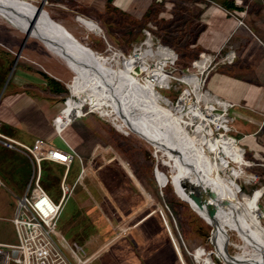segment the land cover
Here are the masks:
<instances>
[{"label": "rangeland", "instance_id": "obj_1", "mask_svg": "<svg viewBox=\"0 0 264 264\" xmlns=\"http://www.w3.org/2000/svg\"><path fill=\"white\" fill-rule=\"evenodd\" d=\"M47 1L48 4H46V0H35L34 3L42 8L45 5L43 18L50 26L64 31L77 44L88 43V39L93 35V31L90 32L84 27V22H88V25L95 27L97 32H100V27L94 22L87 21L78 14L68 12L71 15L69 18L75 21L79 28L88 31V35L84 36L86 41L81 42L59 23L65 18L66 11L60 8L59 4L53 5V0ZM92 1L85 0L88 5L84 14L99 22L103 18L107 22V28L114 32V34H98L103 41H98L99 46H101L100 49L102 48L100 54L109 56L106 38L110 44L122 52L120 42L126 43L127 48L124 52L127 54H124L130 58L133 55L131 52L134 45L138 44L144 37L143 32L149 31L155 43L165 45L171 48L175 54H179L177 56L182 69L190 68L192 62L199 58L200 53L225 55L228 52V49L224 48L226 45L234 48L233 59L235 63L245 50V41L252 36L247 29L249 28L255 35L258 34L257 30L260 31L261 13L262 8H264V0H229L233 1L239 8H236L233 14L242 19L238 26L245 28L244 25H246L247 36L241 35L243 38L238 39L239 35L232 36V34L230 39L228 38L222 43L224 50L221 48L211 52L202 50L195 40L197 37L199 39L204 32V30L201 32L203 24L200 22V14L204 8L214 6L219 0H135L130 9L122 7L123 0H120L117 5L107 6L110 10H103L104 13L101 16H99L100 10L106 4L100 7L91 4ZM185 2L198 3V8L189 10L183 5V3L186 4ZM112 20L117 24L109 23ZM89 50L93 51L91 48ZM8 55L13 57L12 63ZM254 57L252 58V70L247 67L250 72L243 75L247 76V79L252 81L255 86L261 87L260 94L254 96L256 100L253 101V104H239L240 99H237L239 100L238 103L231 102L234 107L230 110V115L234 119L233 132L230 135L238 141L239 147L245 152L246 162L251 165L240 168L239 165L233 163L221 173L226 181L231 182L232 179L227 176L234 174L235 169L240 170V178L237 180V184L240 185L241 194L247 197H250L257 188L264 186V60L254 59ZM19 61L20 64L33 66L36 70L41 69L44 72H49L58 80H64L62 81L64 83H62L63 98L70 96V91L66 86L69 85L72 94L78 95L80 103L85 102L84 97L89 86L67 64L60 58L58 59L40 38L29 35L27 31L19 28L8 17H0V85L2 84V88L7 82L5 78L2 82L5 70L15 66L17 62L19 64ZM49 61H52L54 66L60 61L62 64V66L60 65L61 72H57L60 71L59 68L52 72L49 71L47 68ZM224 65L225 63L219 64L215 70L224 68ZM145 75L139 73L138 77L143 81ZM172 75L176 79L180 77L179 72ZM14 76L15 74L12 79ZM199 77L200 75L196 74L188 78L193 88L196 85H201ZM212 77L213 70L207 75L205 84L203 83L206 89L211 87ZM170 86L171 89L169 90L158 89L157 92H152L155 88L152 86L151 92L164 101L167 97L171 103H175L181 95L183 87L176 81L172 82ZM237 92L240 93L241 91L238 90ZM47 95L51 96L50 93ZM61 101L63 102V100ZM84 109L85 112H88L86 127H88V151L91 152L88 154V176L84 182L87 191L82 187L81 195H84V199H89L88 232H93L88 233L82 242L74 246L78 255L87 258L96 254L91 264H118L117 259L134 261L133 259H141L148 254L151 264H181L175 250L178 247L182 250L180 254L183 253L186 262L184 264H198L197 259L201 258L203 261V256L209 253H214L212 257H214L216 264H224L223 260L215 255L216 242L213 238V226L203 220L190 204L181 199L175 192L171 184L172 168L162 163L163 155H160L162 159L157 157L159 143L133 127H121L122 121L119 118L114 116L103 117L99 113L100 110L92 109L89 103ZM181 114H183L182 111ZM134 131L135 133H133ZM257 145L258 149L256 150ZM207 154L215 156L213 151H207ZM43 166L45 169L41 185L56 203L60 200L62 193L60 180L67 169L59 165ZM77 167L79 168L78 162H75L71 175L75 173ZM127 168L131 170L136 180L146 191L147 196H144L142 189L135 185V181ZM102 171H107L106 173L111 177V182L117 183L116 188L120 191L118 190V194L114 192L116 195L124 197V194L131 191L129 185H132L136 192L131 191V193L137 198L140 197V202L137 204L132 201L127 202L126 198L117 202L111 193V191L113 192L112 188L107 189L100 180L105 182L106 178ZM27 173L30 179L32 165H27ZM97 185L100 186L107 198L104 199ZM8 189L7 185L0 186V241L17 243L15 227L6 219L11 216L13 208L15 211L17 209V203L12 201ZM85 194H88V197ZM75 201L76 197L72 196L67 200L59 222V229L69 243H72L69 237L70 231L73 232L76 227L74 224H70L67 219L75 210ZM260 207L264 211V199L260 202ZM148 215H152L151 218L141 223V220ZM262 224H264V218ZM228 244L230 254L241 252L246 255L251 254L249 250H246L245 242L237 233L231 234V240ZM197 250L198 253H196Z\"/></svg>", "mask_w": 264, "mask_h": 264}, {"label": "bare ground", "instance_id": "obj_2", "mask_svg": "<svg viewBox=\"0 0 264 264\" xmlns=\"http://www.w3.org/2000/svg\"><path fill=\"white\" fill-rule=\"evenodd\" d=\"M34 2L0 0V17H8L29 35L40 38L89 86V94L87 91L84 97L88 102L85 99L82 104L79 99L72 101L76 111H68L66 119L73 121L81 114L80 108L89 103L95 110L99 109L103 117L119 118L121 127H133L151 140H156L159 143L157 157L162 159L160 155H163L162 163L172 168L171 184L175 192L213 226L215 255L224 264H264L261 220L264 211L260 207L264 190L258 189L247 197L241 194L237 184L240 170L235 169L234 174L227 176L232 179L231 182L221 174L230 165V159L240 168L248 165L243 149L226 137L218 141L206 135L203 124L192 131L190 127L196 114L189 116L191 121L186 118L183 113L186 99L176 106L167 97L164 101L154 96L152 92H157V86L169 82V78L161 69H148L147 53L134 51L130 58L125 54H97L89 50L86 43L79 45L64 31L50 26L43 18L45 5L42 8ZM84 27L90 32H97L88 22H84ZM196 65L200 67L202 64L198 62ZM139 66L146 71L143 81L138 75L134 76V70ZM152 86L155 88L151 92ZM193 90L199 98H203L201 85H196ZM72 95L79 98L77 94ZM208 133L211 135L210 130ZM207 151H213L215 156L207 154ZM233 233L241 236L250 255L242 252L230 254L228 243ZM213 254L203 256V261L198 258V264H216Z\"/></svg>", "mask_w": 264, "mask_h": 264}, {"label": "crops", "instance_id": "obj_3", "mask_svg": "<svg viewBox=\"0 0 264 264\" xmlns=\"http://www.w3.org/2000/svg\"><path fill=\"white\" fill-rule=\"evenodd\" d=\"M119 1L120 0H93L91 4H96L100 7H103L106 4L105 7L100 10L99 16H101L102 13H104L103 10H110L109 7H111V5H117ZM134 2L135 0H123L121 6L125 7L126 9H130ZM52 3L53 5L59 4L60 8L66 11L65 18L59 23L62 24L71 34L74 35V37H76L81 42L84 41V36L88 35V31L79 28L76 25V22L69 18L70 14L75 13L82 17L88 18L100 27V32L93 31V37L90 36L88 43L85 42L94 52L100 54V52H102V48L100 49L101 46H99L98 41H103L99 38L100 35L98 36V34H114L113 31H110L107 28V22L103 18H101V21L99 22L95 18L84 14L86 11V6L88 5L85 0H53ZM185 3L186 4L183 3V5L189 10L198 8V3ZM236 8L239 9L233 1L229 0H219L218 3L214 4V6L212 5L207 6V8L204 9L202 8L203 12L200 14V22L203 24L201 32L203 30L204 32H202L199 39L197 37L195 40L196 44L200 46L202 50L215 52L222 48V43H224L228 38L230 39V37L234 36L235 34L239 35L238 39H242L244 35L247 36L246 25H244L246 29L238 26L242 19L235 17L233 14ZM68 12H70V14ZM113 20L109 23L116 25L117 23ZM206 27L208 30H205ZM247 30L252 34V36L245 41L244 44L246 47L245 50H243L242 55L238 57L235 63L233 59L229 64H225L224 68H219L216 70L214 69L211 87L208 88L212 93L223 99H226L227 101L238 103L239 100L237 99H240L239 104H253V101L256 100L254 99V96L260 94L259 90H261V87L255 86L253 82L249 81L247 76L243 74L250 72L247 67L251 68L252 70V58L254 56V59L259 58L264 60V8H262L261 13L260 31L257 30L259 35H255V33L251 32L249 28ZM120 47L124 52L127 48V45L124 42H120ZM8 56L12 63L13 57L11 55ZM58 62L59 63L57 65L54 62V66L52 61H49L47 64L48 70L52 72L59 68L60 71L57 72H61L62 64L60 61ZM19 64L17 62L15 63V66L5 70L2 82L4 81V78L7 79V82L3 88L2 84L0 85L1 132L5 136L27 145H32L36 140H41L63 151H68L70 150L69 147H71L77 153L79 157H76L73 164L71 165L66 181L69 186L76 184L75 192L73 193V197H76V206L73 214L69 216L67 220H69L70 224L72 223L76 227L73 229V232L70 231L69 237L71 242L79 244L88 236V233L91 234L93 232H88L89 199L86 200L83 198L84 195H81L82 187H84V190L87 191V188L84 186V182L85 178L88 176V173H86L77 184L81 161L88 163V154L91 152L88 151V127H86L88 118H86L87 116L85 117L86 119L83 118L86 121L83 119L76 120L59 135L54 126V119L63 109L64 101L67 98H63L64 88L62 87V81L64 80H58L57 78L51 76L49 72H44L41 69L36 70L33 66L27 64L24 65L23 63L20 65ZM14 74L15 76L12 79ZM235 86H237V88H235ZM238 90L241 92L238 93ZM47 93H50L51 96H48ZM61 100H63V102ZM257 149L258 145L256 150ZM75 162H78L79 168L77 167L75 173L71 175ZM27 165H32V175H30V179L27 173ZM33 165L34 164L32 163L30 157L24 152L7 149L0 143V186L4 187L7 185V188H9V194L11 195L12 201L14 203H17L18 198L26 194L34 173ZM43 165H59L63 168H66L64 165L56 162L44 161L41 166V184L45 169ZM127 169L131 177L134 179L135 185L139 189H142V194L144 196H147L146 191H144L142 186L136 180L131 170L129 168ZM106 172L107 171H102L106 177L104 181L108 185L103 182L102 179L100 180L107 189L110 190V188H112L113 192L111 191V193L117 202H119V200H123L124 198L127 199V202L132 201L136 204L140 202V197L137 198V196L131 193V191L136 192L132 185H129L131 191H129L128 194H124V197L116 195L115 193L118 194L119 190L116 188L117 183H112L110 180L111 177ZM65 175L66 173L64 172V175L60 180L61 191ZM96 183L99 184L98 181H96ZM98 188H100V186H98ZM100 190L104 199L107 198L104 195L103 190L101 188ZM85 195L88 197V194ZM49 197L51 198V196ZM14 212H16L15 208H13L11 216L6 218L7 221H9L12 225L13 223L11 222V218L13 217ZM151 216L152 215L145 216L144 219L141 220V223L151 218ZM95 236L98 238L97 235ZM0 242L11 243L4 241ZM175 250L179 263H186L183 253L180 254V252H182L181 248L179 249L176 247ZM153 256L156 258L154 254ZM133 260L134 261L131 259L129 261L126 259H117V262L118 264H151L149 254L148 256L141 257V259L138 258L137 260Z\"/></svg>", "mask_w": 264, "mask_h": 264}, {"label": "built area", "instance_id": "obj_4", "mask_svg": "<svg viewBox=\"0 0 264 264\" xmlns=\"http://www.w3.org/2000/svg\"><path fill=\"white\" fill-rule=\"evenodd\" d=\"M46 4H48L47 0ZM143 35L144 37L138 44L134 45L131 53L134 51L147 53L149 59L148 69H161V72L169 78V82L157 86L158 89L169 90L171 89L170 84L174 81L183 87L181 95L172 104L179 105L186 99L185 107H183V113L186 118L190 120L189 116L193 113L196 114V119L190 127L192 131L195 130V127L203 124L206 135L218 139V141H223V138L226 137L238 146V141L230 135L233 132L234 122V119L230 115V110L234 107L233 104L204 87L206 77L212 70L221 63L226 64L233 60L234 48H231L229 45L224 46V48L226 47L228 49L225 55L221 53H200L199 58L192 62L190 68L182 69L180 68V60L177 54L171 48L160 43H155L149 31H144ZM105 41L109 55L124 54L120 49L110 44L106 38ZM88 48L90 49L89 46ZM198 62L202 64L200 67L196 65ZM141 68L143 67L139 66L134 70L135 77L139 73L146 74V71H142ZM175 72L180 73L179 79H176L172 75ZM196 74L200 75L203 98H199L194 93L193 85L188 80L189 77ZM66 86L70 91V96L65 99L63 109L54 119V126L59 135L76 120L88 116V112H85L84 109L88 105H85L80 108L81 114L77 118H74L73 121L69 122L66 119V113L68 111H76L72 107V101L78 100L76 96L72 95L71 86ZM208 130L211 131V135L208 133ZM0 143L7 149L24 152L34 164V173L27 192L24 196L18 198L17 209L11 220L17 233L18 242H0V264H91L96 255L82 258L74 250V246L77 244L69 243L59 229V222L64 206L67 200L71 196L73 197L76 187V184L69 186L66 181L71 165L75 158L79 157L74 149L69 147L70 150L63 151L41 140H36L32 145L21 143L5 136L1 132V122ZM44 161L62 164L67 169L62 183V197L58 203H55L49 197L41 185V166ZM229 162L230 164L234 163L231 159ZM87 172L88 163L81 161L77 184ZM258 189L264 190V186L257 188L255 191ZM263 218L264 214L261 220ZM192 257L194 256L192 255Z\"/></svg>", "mask_w": 264, "mask_h": 264}, {"label": "trees", "instance_id": "obj_5", "mask_svg": "<svg viewBox=\"0 0 264 264\" xmlns=\"http://www.w3.org/2000/svg\"><path fill=\"white\" fill-rule=\"evenodd\" d=\"M177 55H179L178 53H177ZM64 91V90H63Z\"/></svg>", "mask_w": 264, "mask_h": 264}]
</instances>
